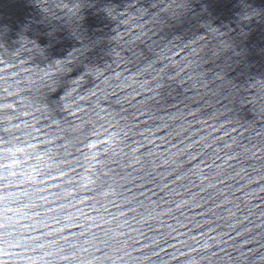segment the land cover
<instances>
[{
    "label": "clouds",
    "instance_id": "obj_1",
    "mask_svg": "<svg viewBox=\"0 0 264 264\" xmlns=\"http://www.w3.org/2000/svg\"><path fill=\"white\" fill-rule=\"evenodd\" d=\"M93 3L94 57L0 21V264H264V77L176 31L180 0Z\"/></svg>",
    "mask_w": 264,
    "mask_h": 264
},
{
    "label": "water",
    "instance_id": "obj_2",
    "mask_svg": "<svg viewBox=\"0 0 264 264\" xmlns=\"http://www.w3.org/2000/svg\"><path fill=\"white\" fill-rule=\"evenodd\" d=\"M68 2L73 11L66 14L65 9H50L36 0L42 14L29 0H0V21L13 29L31 27L32 35L42 45L47 43L52 55H63L79 41L94 49V57L106 47L109 31L103 8L96 7L93 0H78L75 6L72 0ZM102 2L96 0L97 5ZM176 17H183L176 26L178 32L208 30L204 34L208 59L223 72L249 82L264 77V0H180Z\"/></svg>",
    "mask_w": 264,
    "mask_h": 264
}]
</instances>
